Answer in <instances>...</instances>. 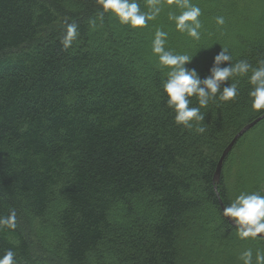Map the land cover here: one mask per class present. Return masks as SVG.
<instances>
[{"label":"trees","instance_id":"obj_1","mask_svg":"<svg viewBox=\"0 0 264 264\" xmlns=\"http://www.w3.org/2000/svg\"><path fill=\"white\" fill-rule=\"evenodd\" d=\"M137 2L148 11V0ZM191 2L202 12L199 42L175 29L169 14L181 10L166 0L144 28L96 0H0V215L17 214L14 230L0 229V255L13 250L17 264H225L224 251H211L237 229L219 202L264 192V117L224 158L215 189L220 154L262 115L250 108V85L241 78L235 100L202 109L203 134L177 125L151 43L166 31V48L193 55L188 67L202 77L225 47L233 62L255 66L264 0ZM65 20L79 33L68 49Z\"/></svg>","mask_w":264,"mask_h":264},{"label":"clouds","instance_id":"obj_2","mask_svg":"<svg viewBox=\"0 0 264 264\" xmlns=\"http://www.w3.org/2000/svg\"><path fill=\"white\" fill-rule=\"evenodd\" d=\"M166 3L181 10L179 15L169 14V20L174 22L175 29L199 42L203 27L200 7L191 0H166ZM96 4L103 12L114 15L121 24L144 28L160 14L165 0H148L147 12L141 10L137 0H96ZM224 23L223 16L216 17L217 25L222 26ZM63 24L61 43L64 49H68L78 39V25L67 20ZM167 37L166 31L157 29L152 39L151 51L157 58L158 67L166 70L167 78L162 87L167 97L166 103L173 110L177 125L195 128L197 133L203 134L206 128L203 126L205 112L202 109H207L210 103L217 100H235L239 94L238 83L241 78H246L250 85L248 96L251 110L264 114V58L258 59L255 66L247 59L233 62L229 49L221 48L212 58L207 75L202 77L196 68L188 67L193 55L174 53L166 48ZM193 97L196 98L198 106H190ZM221 212L223 217L229 218L235 225L240 239L264 237V192L242 190ZM16 217L14 209L9 210L6 216L0 215V229L14 230L17 226ZM240 260L242 264H264V250L257 249L254 256L251 248L245 249ZM0 264H17L15 252L11 249L5 250L0 255Z\"/></svg>","mask_w":264,"mask_h":264},{"label":"rangeland","instance_id":"obj_3","mask_svg":"<svg viewBox=\"0 0 264 264\" xmlns=\"http://www.w3.org/2000/svg\"><path fill=\"white\" fill-rule=\"evenodd\" d=\"M207 238L208 237L203 238L202 241L207 243L208 241ZM221 246L222 247L220 248H214L211 251V255L216 258L219 251L222 253L224 251L225 264H242V261L240 260V255L245 249L251 248L253 250L254 256L257 249L264 250V243H260L256 240H251V239L242 240L238 237L237 233L234 234L233 238L226 245H221ZM227 256H232L235 262L236 261L237 262L235 263L229 257H228L229 259H227Z\"/></svg>","mask_w":264,"mask_h":264},{"label":"water","instance_id":"obj_4","mask_svg":"<svg viewBox=\"0 0 264 264\" xmlns=\"http://www.w3.org/2000/svg\"><path fill=\"white\" fill-rule=\"evenodd\" d=\"M264 117V114L258 116L257 118H255L254 120H252L251 122L245 124L232 138V140L228 143V145L224 148V150L222 151V153L220 154V157L218 159L217 165H216V169L214 172V176H213V183L215 185V189H216V184L219 181V177H220V173H221V168H222V163L224 158L228 155L229 151L231 150V148L233 147V145L235 144V142L237 141V139L239 137H241L246 131H248L250 128H252L258 121H260L262 118ZM220 207L221 210L224 208L222 202L220 201ZM228 221L230 222L229 218H227ZM231 225L235 226L234 224H232L230 222ZM264 238V237H263Z\"/></svg>","mask_w":264,"mask_h":264}]
</instances>
